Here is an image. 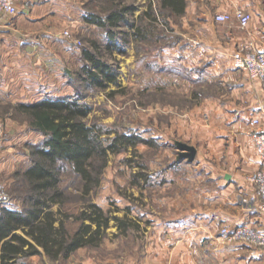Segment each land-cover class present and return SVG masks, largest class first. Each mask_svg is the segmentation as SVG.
<instances>
[{
	"label": "rangeland",
	"instance_id": "obj_1",
	"mask_svg": "<svg viewBox=\"0 0 264 264\" xmlns=\"http://www.w3.org/2000/svg\"><path fill=\"white\" fill-rule=\"evenodd\" d=\"M40 1L43 0L28 2ZM115 1L130 5L133 12L110 29L88 23L85 17L90 13L105 16L112 7V0H77L76 9H67L66 19H50L57 30L53 47L57 50L56 57L46 52L40 62L36 59L37 66L46 71L51 62L59 80L56 97H77L91 108L87 117L89 124L102 126L105 132H111L109 136L122 133L142 140L134 150L108 154L100 183L88 198L104 210H112L114 215L127 213L140 229L121 235L112 227L101 245L82 249L81 255L117 256L125 264H136V257L140 264L149 255L155 257V264H181L184 253L181 245L187 242L192 256L204 258L207 261L201 263L209 264L210 257L218 251L210 245L211 240L237 242L223 237L221 230L228 226L217 224L216 232L211 235L194 227L187 232L184 227L177 232L167 229L190 227L201 218L206 220L195 214L204 207L195 200L202 188V169L196 164V157L192 161L178 159L181 153L176 143L190 145L192 150L204 147L201 130L210 127L205 112L208 106L204 101L225 93L226 85L206 72L214 58L178 55L182 39L179 16L167 15L164 20L158 14V21L149 27L146 16L140 17L150 4L155 13L158 11L154 1ZM140 22L149 32L148 39L139 40L134 36L131 24ZM108 30L117 37L115 45L109 42ZM94 44L100 49V57L117 70V85L94 87L78 77L86 63L82 52L93 50ZM0 121L5 127L0 141V186L7 195V207L20 209L26 190L20 173L30 166L31 147L42 135L30 128L27 116L16 105L0 104ZM9 146L14 156L11 162L5 153ZM142 173L146 177L141 176ZM203 186L210 189L205 176ZM60 187L66 197L62 211L77 213L84 203L81 181L67 164L61 174ZM66 225L73 231L77 223L69 219ZM67 263L66 259L51 261L45 255L19 262Z\"/></svg>",
	"mask_w": 264,
	"mask_h": 264
},
{
	"label": "crops",
	"instance_id": "obj_2",
	"mask_svg": "<svg viewBox=\"0 0 264 264\" xmlns=\"http://www.w3.org/2000/svg\"><path fill=\"white\" fill-rule=\"evenodd\" d=\"M28 1H18L14 15L0 14V104H29L57 95L59 80L51 62L47 71L37 65L46 52L56 57L53 47L57 30L50 19H66L67 9H76L77 0ZM237 9L251 16L245 28L239 26L234 15ZM220 13L230 14L231 18L218 22L215 15ZM179 20L182 39L178 55L214 58L206 72L217 77L227 90L204 101L210 120L209 129L201 130L204 147L192 150L190 145L176 143L181 153L178 159L192 161L196 157L195 162L202 169V188L195 200L204 207L195 214L206 220L201 218L190 227L167 230L177 232L184 227L187 232L194 227L211 235L217 224H225L230 229L247 225L264 232V212L239 201L240 196L247 197L252 191L247 175L260 168L253 133L264 131V90L259 82L236 69L233 62V54L238 50L264 51V0H186ZM253 119L259 121L256 127L251 124ZM11 151L9 146L5 152L9 162L14 158ZM204 176L210 189L203 186ZM189 245H181V264H202L204 258H194ZM210 245L218 251L210 257L209 264H264V249L247 243L211 240ZM85 248L88 247L74 251L66 259L67 264H125L117 256H82ZM154 259L148 255L140 264H155ZM135 263L138 264L137 257Z\"/></svg>",
	"mask_w": 264,
	"mask_h": 264
},
{
	"label": "trees",
	"instance_id": "obj_3",
	"mask_svg": "<svg viewBox=\"0 0 264 264\" xmlns=\"http://www.w3.org/2000/svg\"><path fill=\"white\" fill-rule=\"evenodd\" d=\"M112 1L105 16L90 13L85 20L108 29L118 26L133 9ZM150 1L156 3L158 13L150 4L140 17L146 16L149 27L158 21V14L165 20L167 15L180 16L185 12L186 0ZM131 25L135 38L148 39L149 32L143 23ZM116 38L108 30L110 44L115 45ZM82 53L86 63L78 73L81 81L101 88L118 84L117 70L100 57L96 44L93 50L85 49ZM16 106L42 139L32 145L31 164L20 173L26 188L23 206L20 209L0 207V264H19L21 259L35 255H45L51 261L67 259L77 249L98 247L111 226L121 235L139 230V224L127 213L114 215L112 210H104L88 198L100 183L108 154L134 150L142 140L122 133L109 136L111 132H105L102 126L89 124L87 117L91 108L77 97L51 96ZM65 164L81 181L84 203L74 214L61 208L66 200L60 187ZM140 175L146 177L143 173ZM69 219L77 223L73 231L66 225Z\"/></svg>",
	"mask_w": 264,
	"mask_h": 264
},
{
	"label": "built area",
	"instance_id": "obj_4",
	"mask_svg": "<svg viewBox=\"0 0 264 264\" xmlns=\"http://www.w3.org/2000/svg\"><path fill=\"white\" fill-rule=\"evenodd\" d=\"M18 1L20 0H0V14L14 15L17 11L16 3ZM234 15L238 19L241 28H245L251 19L250 14L242 9H237ZM230 18V14L227 13L215 15V20L218 22H227ZM65 35H68V33L65 32ZM233 62L236 69L245 72L250 80L259 82L264 90V51L254 48L238 50L233 54ZM258 122V119H253L251 124L256 127ZM4 134L5 127L0 121V141ZM253 141L260 161V168L247 175V179L253 186L252 191L247 197L240 196L239 201L244 204H252L256 210L264 212V131L255 130ZM7 206V195L0 186V207ZM221 233L229 241L244 242L264 249V232L256 228L247 225H240L233 229L223 227Z\"/></svg>",
	"mask_w": 264,
	"mask_h": 264
},
{
	"label": "water",
	"instance_id": "obj_5",
	"mask_svg": "<svg viewBox=\"0 0 264 264\" xmlns=\"http://www.w3.org/2000/svg\"><path fill=\"white\" fill-rule=\"evenodd\" d=\"M226 178L228 179V176H226Z\"/></svg>",
	"mask_w": 264,
	"mask_h": 264
}]
</instances>
